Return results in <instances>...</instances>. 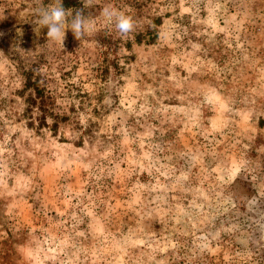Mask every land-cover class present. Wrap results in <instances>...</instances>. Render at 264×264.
Segmentation results:
<instances>
[{
	"label": "rangeland",
	"instance_id": "1",
	"mask_svg": "<svg viewBox=\"0 0 264 264\" xmlns=\"http://www.w3.org/2000/svg\"><path fill=\"white\" fill-rule=\"evenodd\" d=\"M81 2L56 44L52 0H0V264H264V0ZM32 64L88 94L91 142L26 125Z\"/></svg>",
	"mask_w": 264,
	"mask_h": 264
},
{
	"label": "trees",
	"instance_id": "2",
	"mask_svg": "<svg viewBox=\"0 0 264 264\" xmlns=\"http://www.w3.org/2000/svg\"><path fill=\"white\" fill-rule=\"evenodd\" d=\"M63 5L65 9H71L72 13L83 11L84 14H87V8L81 0H63ZM154 20V23L157 24L159 18ZM135 38L137 41H141V35L138 34ZM153 38L154 33H150L147 40L150 41ZM19 69L24 80L23 86L19 90L24 104L21 115L27 126H34L37 130L48 128L55 134L60 124L72 123L80 130L77 142L82 143L84 139L91 142L96 137L92 119L87 118L84 124L79 119L80 111L86 110L83 98L88 96L82 88L72 81L61 82L60 79L64 78L63 73L56 77L53 73L41 72L38 64L28 67L20 65ZM100 71L103 72V67ZM72 94L82 101H78V105L72 101L68 103V106L64 105L63 98H73Z\"/></svg>",
	"mask_w": 264,
	"mask_h": 264
},
{
	"label": "clouds",
	"instance_id": "3",
	"mask_svg": "<svg viewBox=\"0 0 264 264\" xmlns=\"http://www.w3.org/2000/svg\"><path fill=\"white\" fill-rule=\"evenodd\" d=\"M36 15L38 18L33 24L34 32L39 34L42 29L46 28L47 41L51 43H64L68 30L72 32L76 40L82 41L95 28L94 23L83 11H77L73 14L65 9L63 0H52V3L47 7H39ZM100 15L105 24L115 26L121 37L127 36L135 30V23L131 17L110 6H105Z\"/></svg>",
	"mask_w": 264,
	"mask_h": 264
}]
</instances>
